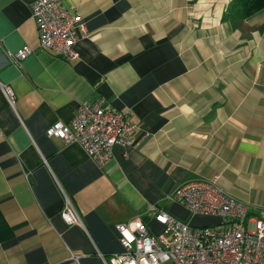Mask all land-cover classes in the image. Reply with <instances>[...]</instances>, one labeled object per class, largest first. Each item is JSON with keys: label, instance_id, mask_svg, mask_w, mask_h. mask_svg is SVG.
Masks as SVG:
<instances>
[{"label": "crops", "instance_id": "crops-1", "mask_svg": "<svg viewBox=\"0 0 264 264\" xmlns=\"http://www.w3.org/2000/svg\"><path fill=\"white\" fill-rule=\"evenodd\" d=\"M35 1L0 0V264H103L122 250L118 223L161 229L151 205L218 223L171 197L187 181L264 208V9L223 20L231 0H61L81 25L68 61L39 48ZM97 96L138 125L101 166L46 135ZM66 197L81 224L62 219Z\"/></svg>", "mask_w": 264, "mask_h": 264}, {"label": "built area", "instance_id": "built-area-1", "mask_svg": "<svg viewBox=\"0 0 264 264\" xmlns=\"http://www.w3.org/2000/svg\"><path fill=\"white\" fill-rule=\"evenodd\" d=\"M32 16L37 23L39 48L68 61L78 57L76 43L81 25L75 11L61 0H36ZM31 52L32 48L24 45L8 55L19 64ZM3 90L12 103L10 88ZM137 126L128 110L111 107L104 97L97 96L80 103L69 123H52L46 135L78 143L101 166L112 158L115 145L132 143ZM171 197L189 212L217 216L219 222L193 226L151 205L148 213L161 229L152 232L139 216L118 223L115 228L122 250L106 256L99 254L103 264H264V208L253 214L250 205L208 180L181 183ZM61 217L66 223L81 224L67 197Z\"/></svg>", "mask_w": 264, "mask_h": 264}, {"label": "trees", "instance_id": "trees-1", "mask_svg": "<svg viewBox=\"0 0 264 264\" xmlns=\"http://www.w3.org/2000/svg\"><path fill=\"white\" fill-rule=\"evenodd\" d=\"M262 9H264V0H231L222 19L244 20Z\"/></svg>", "mask_w": 264, "mask_h": 264}, {"label": "rangeland", "instance_id": "rangeland-1", "mask_svg": "<svg viewBox=\"0 0 264 264\" xmlns=\"http://www.w3.org/2000/svg\"><path fill=\"white\" fill-rule=\"evenodd\" d=\"M192 220H193V223H196V222L200 223V222H205V221L209 222V219L208 218H204V217H197V218H193ZM206 226H208V225H206Z\"/></svg>", "mask_w": 264, "mask_h": 264}]
</instances>
